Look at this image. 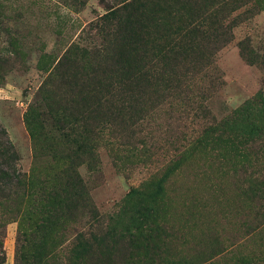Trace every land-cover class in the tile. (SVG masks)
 <instances>
[{
    "label": "rangeland",
    "instance_id": "1",
    "mask_svg": "<svg viewBox=\"0 0 264 264\" xmlns=\"http://www.w3.org/2000/svg\"><path fill=\"white\" fill-rule=\"evenodd\" d=\"M127 1L85 0L79 8L65 0H0V129L18 167L50 173L84 140L94 157L77 169L99 213L118 210L130 187L159 176L165 195L158 220L170 252L198 264H247L246 256L264 263V214L255 215L227 173L231 151L220 141L264 137V106L244 107L264 94V60H252L264 57V0H150L145 34L150 55L160 58L159 80L148 84L142 106L131 102L120 124L116 115L126 111L100 106L96 93L85 103L70 96L61 77L97 76L95 19ZM199 22L209 36L179 34ZM251 50L258 55H247ZM243 152L252 171L264 168L255 149ZM81 212L39 264H66V248L86 219ZM16 233L17 222L8 223L4 264H15Z\"/></svg>",
    "mask_w": 264,
    "mask_h": 264
},
{
    "label": "trees",
    "instance_id": "2",
    "mask_svg": "<svg viewBox=\"0 0 264 264\" xmlns=\"http://www.w3.org/2000/svg\"><path fill=\"white\" fill-rule=\"evenodd\" d=\"M149 1L124 2L95 19V34L100 41L91 49V54L99 60L97 76L76 73L61 77L64 92L67 89L70 96L85 103L96 93L100 106L126 111L120 117L116 115L120 124H126L125 116L131 110V102L142 106L148 84L159 80L160 58L150 55L145 34L152 17ZM65 2L82 8L85 0ZM197 26L181 30L179 34L209 36L208 25L199 22ZM176 42L181 40L170 43V52L179 48ZM247 55L258 54L251 50ZM248 60L261 62L264 57L258 55ZM65 61L71 62L67 58ZM50 91L42 88L45 94ZM245 106H264V94L257 93ZM204 140L190 141L188 149ZM220 141L231 151L227 156L231 164L227 173L238 184L240 194L251 203L255 215L264 214V168L252 171L248 156L243 152L245 147L255 149L256 153L252 154L255 162L264 161V137L226 135ZM76 147L71 155L59 158L64 162L60 168L50 173H28L18 167L13 145L0 129V264L6 260L4 237L8 223L17 222L14 263L39 264L44 252L48 256L57 248L48 246L66 232L68 221L78 208L86 219L83 228L73 233L66 248V264H198L185 253L170 252L165 242L169 234L165 224L158 220L159 202L165 195L159 176H151L140 185L130 187L118 210L103 215L90 201L87 185L77 169V165L93 158L94 153L84 140ZM182 153L169 164L176 162ZM257 172L261 173L257 175ZM150 191L153 197L147 199ZM243 262L253 264V259L246 256Z\"/></svg>",
    "mask_w": 264,
    "mask_h": 264
}]
</instances>
